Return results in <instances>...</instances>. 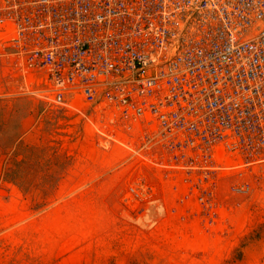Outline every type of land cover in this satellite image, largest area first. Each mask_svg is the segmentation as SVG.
I'll list each match as a JSON object with an SVG mask.
<instances>
[{
	"label": "built area",
	"instance_id": "built-area-1",
	"mask_svg": "<svg viewBox=\"0 0 264 264\" xmlns=\"http://www.w3.org/2000/svg\"><path fill=\"white\" fill-rule=\"evenodd\" d=\"M10 96L87 117L139 225L171 174L213 219L225 170L264 161V0H0Z\"/></svg>",
	"mask_w": 264,
	"mask_h": 264
},
{
	"label": "rangeland",
	"instance_id": "rangeland-1",
	"mask_svg": "<svg viewBox=\"0 0 264 264\" xmlns=\"http://www.w3.org/2000/svg\"><path fill=\"white\" fill-rule=\"evenodd\" d=\"M113 150L87 117L0 97V264H264V161L225 170L213 219L177 203L181 174L158 180L166 213L144 227Z\"/></svg>",
	"mask_w": 264,
	"mask_h": 264
},
{
	"label": "crops",
	"instance_id": "crops-1",
	"mask_svg": "<svg viewBox=\"0 0 264 264\" xmlns=\"http://www.w3.org/2000/svg\"><path fill=\"white\" fill-rule=\"evenodd\" d=\"M73 158L75 159V161H77V162H79V161H82V159H85V157H83V155L82 154H80V153H75L74 155H73ZM2 161H3V157L0 155V166H1V164H2ZM87 168H90L94 173H98V174H100V173H105V170H103L102 172H101V166L100 165H96V166H91V167H87ZM85 173L87 172V171H84ZM80 183L81 181H80V178L79 179H77V180H75V181H73V182H71V186L72 187H76L77 186V183ZM60 187V186H59Z\"/></svg>",
	"mask_w": 264,
	"mask_h": 264
},
{
	"label": "trees",
	"instance_id": "trees-1",
	"mask_svg": "<svg viewBox=\"0 0 264 264\" xmlns=\"http://www.w3.org/2000/svg\"><path fill=\"white\" fill-rule=\"evenodd\" d=\"M45 206V204H41V205H39V206H36L35 208L36 209H41L42 207H44Z\"/></svg>",
	"mask_w": 264,
	"mask_h": 264
}]
</instances>
